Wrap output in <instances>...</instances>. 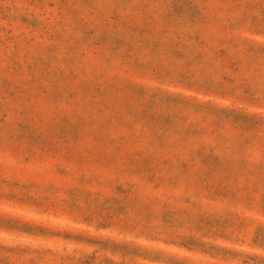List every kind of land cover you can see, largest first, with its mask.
Returning a JSON list of instances; mask_svg holds the SVG:
<instances>
[{
	"label": "rangeland",
	"instance_id": "374dc122",
	"mask_svg": "<svg viewBox=\"0 0 264 264\" xmlns=\"http://www.w3.org/2000/svg\"><path fill=\"white\" fill-rule=\"evenodd\" d=\"M0 264H264V0H0Z\"/></svg>",
	"mask_w": 264,
	"mask_h": 264
}]
</instances>
